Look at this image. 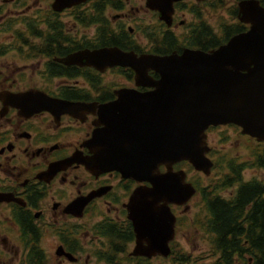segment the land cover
Instances as JSON below:
<instances>
[{
  "label": "flooded vegetation",
  "instance_id": "flooded-vegetation-1",
  "mask_svg": "<svg viewBox=\"0 0 264 264\" xmlns=\"http://www.w3.org/2000/svg\"><path fill=\"white\" fill-rule=\"evenodd\" d=\"M122 1L120 10L110 4L97 8L98 0H91L55 11L54 0H0V264H201L191 254L187 261L181 260L185 255L186 230L194 228L199 234L198 223H202L188 216L197 197L201 203L199 199L196 215H208L202 213L199 187L205 193L213 189L200 182L212 179L217 184L229 177V186L217 194L229 204L239 198L244 185L264 184V178H249V172L264 176V167L256 166L264 164V150L251 148L243 154L229 146L219 148L214 134L223 128H234L245 141L255 145H263L264 141L243 135L235 125L210 127L208 157L214 163L210 176L196 171L188 162L176 164L174 171L187 174L195 195L187 204L169 205L174 221L161 222L151 216L146 221L149 226L158 221L159 234H171L174 228L170 256L133 255L138 243L127 207L139 188L152 189L153 184L126 178L118 170L104 171L103 165L96 169L94 157L111 153V145L117 142L107 138L111 131L105 115L111 112L104 107L116 102L123 90L148 93L154 89L138 85L131 68L114 67L101 72L68 64L75 54L101 48H119L138 57L178 52L167 54L170 45L165 44L164 37L142 33L151 25L141 29L142 35L135 32L139 24L129 26L125 20L128 15L124 11L131 7L130 2ZM207 1L185 0L180 2L185 4L183 9L177 7L180 3L175 4L173 26H165L166 30L179 36L191 26L187 20L190 5L200 8ZM145 8L148 9L146 0ZM114 11L120 14L113 15ZM205 15L209 16L207 11ZM119 16L121 21L116 20ZM205 20L217 32V26L208 23L206 17ZM104 27L114 37L129 33L126 39L131 42L130 49L100 46ZM186 48L204 51L185 46L178 53ZM149 76L160 79L153 71ZM65 103L70 104L67 112ZM231 138L228 135L225 141L230 142ZM89 161L94 162L93 168L86 165ZM183 163L192 168L180 166ZM159 170L167 172L165 166ZM188 171L198 174L200 182L191 179ZM77 202H86L81 212ZM251 207L247 205L242 215H247ZM111 235H115L117 246L107 237ZM212 255V260L203 263L264 264V259L248 254L233 260H221L216 252Z\"/></svg>",
  "mask_w": 264,
  "mask_h": 264
},
{
  "label": "water",
  "instance_id": "water-1",
  "mask_svg": "<svg viewBox=\"0 0 264 264\" xmlns=\"http://www.w3.org/2000/svg\"><path fill=\"white\" fill-rule=\"evenodd\" d=\"M89 1L54 0L52 7L62 11ZM183 1L146 0V6L170 28L175 4ZM238 20L249 29L210 52L186 48L181 54L138 57L119 48H101L75 54L68 61L101 72L131 68L138 85L154 89L148 93L123 90L119 94H125L127 101L132 97L136 100L125 103L119 97L104 107L111 112L105 115L111 131L107 138L117 142L111 145V153L94 157L96 169L103 165L104 171L118 170L126 178L153 184L152 189L139 188L134 193L147 194L151 201L138 197L129 208L138 243L134 256H170L174 228L171 234H159V222L149 226L146 221L148 216L161 222L174 221L169 205L187 204L195 195L187 174L174 171L176 164L188 162L196 171L210 176L214 166L208 157L211 148L206 132L210 127L235 125L243 135L264 141V6L259 0L240 1ZM150 71L160 79L150 77ZM64 105L67 112L70 104ZM161 166L167 172L161 173ZM85 204L76 203L80 212ZM149 228H153L151 233L147 232Z\"/></svg>",
  "mask_w": 264,
  "mask_h": 264
},
{
  "label": "trees",
  "instance_id": "trees-1",
  "mask_svg": "<svg viewBox=\"0 0 264 264\" xmlns=\"http://www.w3.org/2000/svg\"><path fill=\"white\" fill-rule=\"evenodd\" d=\"M240 1L242 0H208L201 4L206 7L205 10L199 8L198 5L192 6L190 12L195 15V22L190 24L189 30L182 36H175L170 30H166L165 25L161 22L155 25L152 30L143 28L142 33L164 37L165 44L170 45L167 54L172 51L180 53L185 46L200 47L204 51L216 49L226 44L234 35L248 30L247 25L238 21L237 4ZM259 1L264 6V0ZM97 3V8L110 4L120 10L123 8L124 1L98 0ZM177 7L183 9L185 4L180 3ZM206 11L217 13V32H214L213 28L206 23L203 16ZM222 13L229 16L228 21L222 17ZM100 34H102L101 37L104 36L103 41L99 42L100 46L116 45L124 50L131 47V42L126 39V36L129 35L127 32L114 37L113 32L104 27ZM121 39L124 40L123 44L119 43ZM211 39L212 43L210 44ZM180 166L192 168L188 163H183ZM256 166L264 167V164H256ZM228 182L229 177L223 178L219 183L212 184L209 188L213 190L207 193L204 192L203 187H199L204 204L202 213L208 215H201L197 219L202 222L198 223V231L209 238L212 253L216 252L221 260H233L247 254L255 259H264V184L244 185L238 195L239 198L229 204L217 196L220 191L229 186ZM247 205H252L251 210L247 215H242ZM107 237L111 239L114 246L118 245L115 235ZM188 258V254H185L181 260L187 261Z\"/></svg>",
  "mask_w": 264,
  "mask_h": 264
},
{
  "label": "rangeland",
  "instance_id": "rangeland-1",
  "mask_svg": "<svg viewBox=\"0 0 264 264\" xmlns=\"http://www.w3.org/2000/svg\"><path fill=\"white\" fill-rule=\"evenodd\" d=\"M131 7H128L124 12L127 13L128 17L125 19L128 21L129 26H131L134 23H137L136 27V32L141 34V29L146 26V25H151L150 30L153 29L155 25H157L160 21L158 20V16L155 15L153 12L149 11L148 9L145 8V0H129ZM194 6V5H190ZM204 8V7H200ZM133 9V10H132ZM139 9V12L137 11ZM113 15L120 14V12L116 13L115 11L112 13ZM208 15H205V17L208 19L207 22L211 23L215 26H217V13L211 12L208 13ZM222 17L225 18V20H229V16L226 13H222ZM121 17L117 18L116 20H119ZM188 21H191L189 24H192L195 22V15L193 13L189 14ZM117 21V22H118ZM178 23V22H177ZM135 28V25L133 26ZM218 30V27H216ZM189 30L188 27L184 29V31L179 35L182 36L185 32ZM93 34V31H90V35ZM108 81L112 82V80L109 78ZM231 136V141H225L226 136ZM216 142L215 145L216 147L222 148V146H229L232 148L235 152H241L243 154H248V149L251 148H256V150H264V144L263 145H255L252 144L249 141H245L239 137V134L237 133L236 129L234 128H223L215 132L214 134ZM228 142V143H227ZM188 169V168H187ZM186 169V170H187ZM190 173L191 179H195L196 181L200 182V177L198 174H196L193 171H188ZM257 177L259 179L264 178L261 172L254 173V172H249V178H254ZM205 180V179H204ZM200 182L202 186L208 185V187H211L212 184L215 182H212V179H209L207 181ZM215 181V180H214ZM200 199V198H199ZM199 199L197 197V200L195 201L193 205V212L188 214V216L193 219L197 220L199 216L201 215H196V213L199 211L197 203L199 202ZM201 203V199H200ZM184 252L185 254H191L194 256L195 259L199 260L201 264H204L203 262L210 261L212 260V252L213 250L211 249V243L208 237L203 236L200 232L199 234L195 231V229H190L186 230L185 233V242H184ZM201 257V259H199ZM154 264H163L162 262H155Z\"/></svg>",
  "mask_w": 264,
  "mask_h": 264
},
{
  "label": "bare ground",
  "instance_id": "bare-ground-1",
  "mask_svg": "<svg viewBox=\"0 0 264 264\" xmlns=\"http://www.w3.org/2000/svg\"><path fill=\"white\" fill-rule=\"evenodd\" d=\"M158 37H159V36H158ZM121 95H122V94H120V97H121ZM124 95H125V94H124ZM124 95H122L121 98L125 100V101H124L125 103H129L132 99H135V98L132 97L129 101H127V99H126V97H125ZM135 100H136V99H135ZM98 138H99V136H98ZM116 150H118V149H116ZM92 163H94V162H93V161H91V162L89 161L88 163H86V165L91 166V167L93 168V164H92ZM90 164H91V165H90ZM138 197H140V199H144V200H146V201H151V200H150L151 198L149 199V195H147V194H134L133 198L131 199V202H132V201H133V202L136 201V200L138 199ZM138 201H139V200H138ZM138 201H137V202H138ZM131 202L129 203V205H128V207H127L128 210H129V208H130V205L132 204Z\"/></svg>",
  "mask_w": 264,
  "mask_h": 264
}]
</instances>
